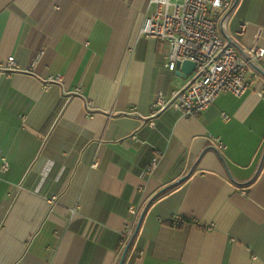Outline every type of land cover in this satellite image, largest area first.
Returning <instances> with one entry per match:
<instances>
[{
    "label": "crops",
    "instance_id": "0c3cea01",
    "mask_svg": "<svg viewBox=\"0 0 264 264\" xmlns=\"http://www.w3.org/2000/svg\"><path fill=\"white\" fill-rule=\"evenodd\" d=\"M232 1L218 32L264 47V0ZM150 3L0 0V264H118L168 188L125 264H264V73L200 116L152 117L192 74L140 36Z\"/></svg>",
    "mask_w": 264,
    "mask_h": 264
},
{
    "label": "built area",
    "instance_id": "2783aa9c",
    "mask_svg": "<svg viewBox=\"0 0 264 264\" xmlns=\"http://www.w3.org/2000/svg\"><path fill=\"white\" fill-rule=\"evenodd\" d=\"M150 6L154 10L145 18L140 36L169 46L167 67L170 71L176 70L177 63L190 61L196 65L182 89L174 91L170 98L163 92L158 94L152 105V117L168 109L186 116H200L223 93L244 96L250 86L247 74L251 67L257 73H264V47L260 45L259 37L256 36L253 45L247 48L236 41L227 42L217 30L214 17L217 12H226V22L234 12L232 0H151ZM245 28L244 25L242 31ZM2 67L16 69L15 58L10 57ZM258 94L264 98V87ZM150 126L155 128V122L151 121ZM133 138L138 140L137 136ZM219 147L225 148L220 142ZM158 165L159 159L155 157L142 176L152 175ZM8 169L9 164L4 162L3 170ZM51 200L55 201L56 197ZM129 211L138 215L134 206ZM75 214L76 210L73 216ZM179 222L175 219V224ZM132 233L133 227L129 226L124 233L125 241Z\"/></svg>",
    "mask_w": 264,
    "mask_h": 264
},
{
    "label": "trees",
    "instance_id": "16d2710c",
    "mask_svg": "<svg viewBox=\"0 0 264 264\" xmlns=\"http://www.w3.org/2000/svg\"><path fill=\"white\" fill-rule=\"evenodd\" d=\"M150 164H151V163H150ZM150 164H149V165H150ZM149 165H148V166H149ZM148 166H147V167H148ZM147 167H146V168H147ZM146 168H144L143 171H144ZM143 171H142V172H143ZM141 175H142V174H141ZM146 178H147V177H146ZM171 189H172V188H168V189H162V190H160V191H159L155 196H153L152 199L149 200V202L146 204V207H145V209L143 210L142 215L140 216L139 220L137 221V224H135V227H134V229H133V233H132V235H131V238H130L129 241L127 242V244H126V249L124 250V252H123L121 258L119 259V263H118V264L121 263V260H122V258H123V255H124L125 251H127V252H126V257H125V260H126V258H127V256H128V254L130 253V251H131V249H132V247H133V245H134L136 239L138 238L139 231H140V229H141V224H142V221H143V219L141 220L142 216H143V218H144V216H145L147 210L150 208V206H151L153 203H155L157 200H159L160 198L164 197L168 192H170ZM123 264H125V261H124Z\"/></svg>",
    "mask_w": 264,
    "mask_h": 264
},
{
    "label": "water",
    "instance_id": "95a60500",
    "mask_svg": "<svg viewBox=\"0 0 264 264\" xmlns=\"http://www.w3.org/2000/svg\"><path fill=\"white\" fill-rule=\"evenodd\" d=\"M195 68H196V65L194 63L190 62V61H186V62H183V63H177V65H176L177 74L180 75V76L189 77L193 73ZM142 219H143V216H142L141 220ZM126 252L127 251H125L120 264L124 263L125 257H126Z\"/></svg>",
    "mask_w": 264,
    "mask_h": 264
}]
</instances>
